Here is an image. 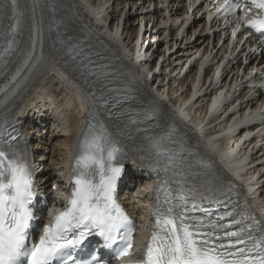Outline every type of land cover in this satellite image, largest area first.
I'll use <instances>...</instances> for the list:
<instances>
[{"label":"snow or ice","instance_id":"snow-or-ice-1","mask_svg":"<svg viewBox=\"0 0 264 264\" xmlns=\"http://www.w3.org/2000/svg\"><path fill=\"white\" fill-rule=\"evenodd\" d=\"M0 4L6 21L0 27V69L7 71L9 57L19 54L23 13L19 0H0ZM29 4L31 48L0 85V122L44 57L37 5L35 0ZM44 4L54 18L55 0ZM239 10L244 11L246 26L264 41V0H224L217 9L225 16ZM239 19L231 23L238 24ZM57 40L59 47L55 43L52 47L57 61L90 86L93 95L115 83L118 75L103 53L71 37ZM82 94L87 98V93ZM119 115L112 123L111 111L107 120L90 112L71 169L72 190L63 207L49 213L38 238L30 231L37 219L33 206L37 188L28 143L17 133L0 144V264H109L96 251H85L91 236L101 237L103 247L116 257L128 256L134 222L117 200L128 151L155 176L154 224L143 258L136 264H264V224L246 205L232 199L231 181L197 148L185 144L175 123L152 108ZM220 206L225 209L222 213Z\"/></svg>","mask_w":264,"mask_h":264},{"label":"bare ground","instance_id":"bare-ground-1","mask_svg":"<svg viewBox=\"0 0 264 264\" xmlns=\"http://www.w3.org/2000/svg\"><path fill=\"white\" fill-rule=\"evenodd\" d=\"M74 2L81 14L118 47L143 82L146 92L156 97L161 109L169 114L176 113L178 120L183 124L195 123L186 130L189 135L196 136L202 146L208 148L206 142L209 136L216 137L225 131L229 132L227 137L213 142V145L218 147L211 149V153L218 155L226 171H231L233 163L229 160L227 142L230 144L235 141L245 131L255 129L256 132H264V117L259 125L247 126L240 123L220 129L214 124L212 128L205 127L203 131H200L198 126L200 124L207 126L219 118L215 116L210 122L204 123L210 96L216 91L213 82L216 75L218 80L223 81L225 87H229L238 77L245 83L246 71L252 68L254 60L252 55L247 54L243 62L238 56L240 52L236 51L233 60L225 69H221L220 75L216 67L211 66L206 67L203 75L198 76L197 72L203 63L202 58L208 55H212L211 60L218 55L221 57L226 53V46L225 41L220 43V38L217 37L220 22L213 18L207 25L204 20L205 14L199 15L200 10L197 8L192 10L193 2L188 5L156 2L154 7H150V0H74ZM40 12L41 10L37 8L35 16L41 23L44 18L40 16ZM232 51L233 48L230 52ZM247 96V91L236 92L231 103L238 101L240 106L252 107L254 102L246 100ZM166 100L169 103H166ZM188 100H192L194 108L193 105L185 107ZM258 100L262 103L264 97ZM21 101L23 106L16 110L15 119L29 128L28 137L32 145L30 152L33 166L39 175L37 182L41 184V188H47V193L55 202L57 197L65 196L68 189L64 180L67 163L70 160L75 134L84 120V110L78 105L77 98L69 86L51 68L40 73ZM49 108L53 109V117L49 119L54 122L52 128L42 133L46 125L42 124L44 127H40L36 122L32 125L31 119L43 117ZM225 108H228V105ZM263 114L264 112L261 113L262 116ZM253 116L249 113L247 117ZM56 122L58 124L54 127ZM263 141L264 137L254 136L241 145V150L236 156L237 162H245L247 167L245 175L252 179L254 181L252 185L256 186L255 191L248 195L249 199L264 205V144H259ZM137 172L134 164L128 165V174L136 177ZM142 173L144 175V171ZM137 179H140L142 184L146 182L142 177ZM52 184H57L59 189L52 192L50 190ZM131 192L132 195L128 196L124 203L139 219L145 215L142 206L144 198H141L140 193L134 188Z\"/></svg>","mask_w":264,"mask_h":264},{"label":"rangeland","instance_id":"rangeland-1","mask_svg":"<svg viewBox=\"0 0 264 264\" xmlns=\"http://www.w3.org/2000/svg\"><path fill=\"white\" fill-rule=\"evenodd\" d=\"M162 48H164V46H162ZM54 128V127H53ZM35 132V131H34ZM34 136L36 135V133L33 134Z\"/></svg>","mask_w":264,"mask_h":264}]
</instances>
